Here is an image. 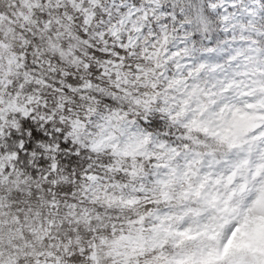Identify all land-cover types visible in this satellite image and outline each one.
Returning a JSON list of instances; mask_svg holds the SVG:
<instances>
[{
    "label": "snow or ice",
    "instance_id": "snow-or-ice-1",
    "mask_svg": "<svg viewBox=\"0 0 264 264\" xmlns=\"http://www.w3.org/2000/svg\"><path fill=\"white\" fill-rule=\"evenodd\" d=\"M0 222V264H264V0H7Z\"/></svg>",
    "mask_w": 264,
    "mask_h": 264
},
{
    "label": "clouds",
    "instance_id": "clouds-1",
    "mask_svg": "<svg viewBox=\"0 0 264 264\" xmlns=\"http://www.w3.org/2000/svg\"><path fill=\"white\" fill-rule=\"evenodd\" d=\"M6 3L7 0H0V7H3ZM16 242L19 243L20 241L17 240ZM9 243V225L0 222V250H3L5 256L9 251V249L7 248V245ZM37 246L39 247V242H37ZM28 264H30V261L28 262Z\"/></svg>",
    "mask_w": 264,
    "mask_h": 264
}]
</instances>
